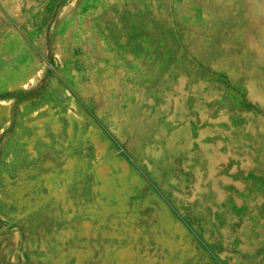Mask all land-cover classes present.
I'll return each instance as SVG.
<instances>
[{"label":"rangeland","instance_id":"rangeland-1","mask_svg":"<svg viewBox=\"0 0 264 264\" xmlns=\"http://www.w3.org/2000/svg\"><path fill=\"white\" fill-rule=\"evenodd\" d=\"M0 264H264V0H0Z\"/></svg>","mask_w":264,"mask_h":264}]
</instances>
